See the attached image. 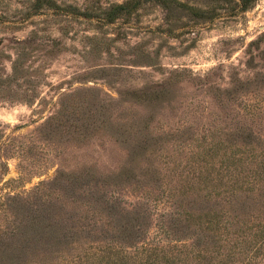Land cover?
Here are the masks:
<instances>
[{
	"label": "rangeland",
	"instance_id": "1",
	"mask_svg": "<svg viewBox=\"0 0 264 264\" xmlns=\"http://www.w3.org/2000/svg\"><path fill=\"white\" fill-rule=\"evenodd\" d=\"M51 1L37 9L36 0H0V229L19 215L18 205L6 206L13 198L52 199L46 184L60 172L82 175L74 197L84 199L90 170L110 178L106 199L146 209V231L132 243L84 246L81 263L64 255L51 264H264V249L249 245L225 256L226 240L241 239L236 224L220 247L199 226L191 230L200 248L164 228L178 210L219 211L230 222L236 197L208 187L230 189L231 174L238 179L264 158V0L246 11L239 0ZM249 136L255 152L242 146ZM143 139L134 177L117 181ZM254 192L236 191L252 198L238 219L257 225L264 208ZM85 202L68 209L85 217ZM0 264L16 263L0 250Z\"/></svg>",
	"mask_w": 264,
	"mask_h": 264
},
{
	"label": "trees",
	"instance_id": "2",
	"mask_svg": "<svg viewBox=\"0 0 264 264\" xmlns=\"http://www.w3.org/2000/svg\"><path fill=\"white\" fill-rule=\"evenodd\" d=\"M156 1L163 6L166 4L165 0ZM239 1L241 10L246 11L254 0ZM43 6L52 7L53 3L51 0H36L35 7L37 9ZM115 9L122 11L125 9V5H118ZM242 143V146L248 147L249 151L255 152V148L253 147L254 139L250 136L248 140ZM148 145V140L143 139L130 148L127 155V158L130 160L128 163L130 167L122 168L120 173L115 177L117 181L134 177L132 162L140 153L143 152L142 154H144ZM230 158L232 159V165L234 162L241 161L237 157L236 159L239 160H234V156H230ZM257 158L259 156L251 154L248 158V163L254 165L253 162ZM223 161H227L226 157ZM227 163L230 165V162ZM259 170L262 171L261 175H257ZM153 171L152 169H148V174ZM234 171L237 172V169H234ZM237 173L239 175L238 179L231 178L233 174L228 178L227 183L232 182L230 189L222 186V184L217 185V187H208V189L214 192V195L217 192L236 197L234 200V215L230 222L223 219L219 211L218 213L214 212V214L210 212L205 214L197 210H178L164 226L166 229L165 233L176 235L178 238L192 236L194 238V246L200 248L203 247V242L199 238V235L195 234V230H191L192 226H199L204 228L207 233L206 237H209L211 241L216 236L215 243L220 247L221 242H217L218 238L226 234L228 226L236 224L238 227L236 232L239 234L238 238L241 239L226 240L231 246L228 248V253L225 256L234 259L236 256H240L248 245L249 249L251 247L256 248L258 251L264 249V220L257 225L254 223L253 217L240 221L238 217L244 215L243 211L246 209L245 202L252 198L250 195L242 196L236 193V191L249 193L257 191L256 196L262 201L261 207L264 208V158L261 160L259 167L249 169L244 175H242L241 171ZM85 174L86 179L83 181L82 186L90 179H93V181L87 189V196L84 199L74 197V194L81 187L77 183L81 180L82 175L60 172L52 182L46 184V186H51L53 189L54 196L52 199H47L46 202L43 201L39 204L36 200L31 202L28 197H17L12 199L11 202L13 203L6 205L10 211L17 205L19 206V210H17L19 215L14 217L8 226L0 229V250L2 254L4 253V256L8 257L9 261H13L16 264H51L59 261V258L64 260V255H68L69 260L81 263L86 258L84 255L86 248L84 250V246H92L94 243L106 240L117 241L119 243H132V241H139L143 237L149 220L146 209L139 206L133 207L132 210L128 211L121 207L120 203L116 200L110 201L106 199L105 188L107 187L106 185H109L110 178H96L90 170H86ZM198 179L201 180V178ZM64 182L71 183L69 190L66 188L60 196H57L60 191V184ZM209 182L210 180L206 184ZM44 185L42 184L36 188L34 198L36 197L35 194ZM234 185H239V188H234ZM52 192L50 195L47 194L48 197L52 195ZM213 192L204 193V198L209 200ZM170 195L174 197L175 194ZM76 200H86L85 203H82L83 207H80L84 210L85 217H80L77 214L78 211L71 213L68 209V206L74 204ZM178 205L181 207V204ZM252 205L255 204L252 202ZM76 210L78 209L76 208ZM62 215H64V218ZM65 221L68 224H65ZM81 221H84V224H78ZM110 230L112 234H110ZM72 252L74 254H71ZM33 260L38 261L35 263ZM143 264L160 263L148 261Z\"/></svg>",
	"mask_w": 264,
	"mask_h": 264
}]
</instances>
